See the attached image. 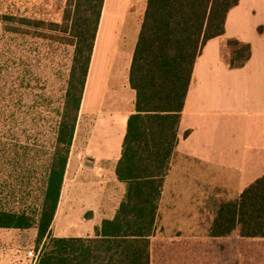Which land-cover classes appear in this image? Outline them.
Returning a JSON list of instances; mask_svg holds the SVG:
<instances>
[{"label":"trees","instance_id":"obj_1","mask_svg":"<svg viewBox=\"0 0 264 264\" xmlns=\"http://www.w3.org/2000/svg\"><path fill=\"white\" fill-rule=\"evenodd\" d=\"M104 1L67 0L61 26L13 12L2 16L6 23L60 27L72 36L74 53L39 208L32 213L0 207V227H36L37 264H214V254L201 240L153 236L195 61L209 39L225 33L227 15L240 0H147L129 69L134 109L115 169L127 185L125 195L94 235L52 234ZM226 46L231 67H241L251 57L249 43L229 39ZM234 232L242 239L239 264H264V174L236 199L219 204L209 235Z\"/></svg>","mask_w":264,"mask_h":264},{"label":"crops","instance_id":"obj_2","mask_svg":"<svg viewBox=\"0 0 264 264\" xmlns=\"http://www.w3.org/2000/svg\"><path fill=\"white\" fill-rule=\"evenodd\" d=\"M105 21L101 15L51 225L72 223L78 211L77 219L91 222L92 231L67 237L91 236L103 219L114 216L126 192L115 169L136 97L129 83L134 49L129 53L119 46L116 28L103 34ZM229 39L251 46V57L241 67L227 61ZM177 136L153 239L206 243L207 238H220L209 235L219 204L236 199L264 174V0H240L227 15L225 33L204 45L193 67ZM162 230H170L171 236ZM37 236L36 227H0V264H28L27 252H40ZM237 237L239 256L242 239Z\"/></svg>","mask_w":264,"mask_h":264},{"label":"rangeland","instance_id":"obj_3","mask_svg":"<svg viewBox=\"0 0 264 264\" xmlns=\"http://www.w3.org/2000/svg\"><path fill=\"white\" fill-rule=\"evenodd\" d=\"M66 1L0 0V207L9 210L33 213L39 208L74 45L72 36L60 27L52 29L48 23H6L2 16L13 12L19 17L61 26ZM146 2H108L103 34L116 28L119 46L129 53L135 47ZM101 51L102 44L99 55ZM230 51L226 47V52ZM86 129L87 121L82 123V139ZM77 213L73 212L72 223H59L51 229L53 236H83L91 232V222L77 219ZM162 231L164 236H171L170 230ZM237 236L231 233L207 238L206 249L214 254V264L240 263Z\"/></svg>","mask_w":264,"mask_h":264},{"label":"built area","instance_id":"obj_4","mask_svg":"<svg viewBox=\"0 0 264 264\" xmlns=\"http://www.w3.org/2000/svg\"><path fill=\"white\" fill-rule=\"evenodd\" d=\"M39 253L40 252H35L33 250L28 251L27 252V257L29 258L28 264H37L38 258H39ZM19 262H20V264L23 263L22 260H20Z\"/></svg>","mask_w":264,"mask_h":264},{"label":"bare ground","instance_id":"obj_5","mask_svg":"<svg viewBox=\"0 0 264 264\" xmlns=\"http://www.w3.org/2000/svg\"><path fill=\"white\" fill-rule=\"evenodd\" d=\"M108 2H109V0L105 1V5H104V8H103V12H102L103 22L106 20V17H107Z\"/></svg>","mask_w":264,"mask_h":264}]
</instances>
